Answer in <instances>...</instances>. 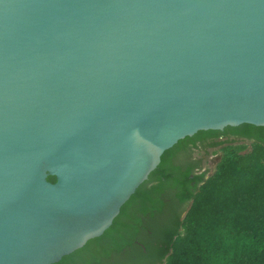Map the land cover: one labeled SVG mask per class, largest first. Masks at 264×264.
<instances>
[{
  "label": "water",
  "instance_id": "water-1",
  "mask_svg": "<svg viewBox=\"0 0 264 264\" xmlns=\"http://www.w3.org/2000/svg\"><path fill=\"white\" fill-rule=\"evenodd\" d=\"M241 124L264 126V0H0V264L59 261L167 149Z\"/></svg>",
  "mask_w": 264,
  "mask_h": 264
},
{
  "label": "trees",
  "instance_id": "trees-1",
  "mask_svg": "<svg viewBox=\"0 0 264 264\" xmlns=\"http://www.w3.org/2000/svg\"><path fill=\"white\" fill-rule=\"evenodd\" d=\"M237 127L247 136L264 132V126H228ZM188 137L163 153L160 164L123 204L113 223L130 203L146 198L147 182L164 170L169 155ZM243 149L230 146L192 195L190 207L170 238L166 264H264V138H256L249 150ZM48 180L55 182L56 177L49 175Z\"/></svg>",
  "mask_w": 264,
  "mask_h": 264
},
{
  "label": "flooded vegetation",
  "instance_id": "flooded-vegetation-1",
  "mask_svg": "<svg viewBox=\"0 0 264 264\" xmlns=\"http://www.w3.org/2000/svg\"><path fill=\"white\" fill-rule=\"evenodd\" d=\"M237 128L200 130L186 138L169 155L164 170L147 182L145 199L130 203L104 233L53 264H166L170 238L192 195L213 173V157L205 161L210 144L229 140L252 147L256 138H264V132L247 136Z\"/></svg>",
  "mask_w": 264,
  "mask_h": 264
},
{
  "label": "rangeland",
  "instance_id": "rangeland-1",
  "mask_svg": "<svg viewBox=\"0 0 264 264\" xmlns=\"http://www.w3.org/2000/svg\"><path fill=\"white\" fill-rule=\"evenodd\" d=\"M230 146H233V147H235V146H244V149H243L244 152L251 148L250 146L247 147L246 145H242V142L233 143V144H226V145H222V146H219V147L213 149L211 151V155L220 154L221 155L220 159H221L222 156L226 154V152H227V150H228V148ZM220 159H219V161H220Z\"/></svg>",
  "mask_w": 264,
  "mask_h": 264
}]
</instances>
